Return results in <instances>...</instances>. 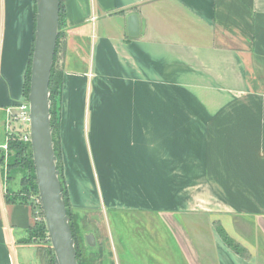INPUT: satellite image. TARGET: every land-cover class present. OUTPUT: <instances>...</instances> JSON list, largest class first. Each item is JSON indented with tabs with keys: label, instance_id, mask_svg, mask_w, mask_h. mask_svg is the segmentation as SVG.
<instances>
[{
	"label": "crops",
	"instance_id": "1",
	"mask_svg": "<svg viewBox=\"0 0 264 264\" xmlns=\"http://www.w3.org/2000/svg\"><path fill=\"white\" fill-rule=\"evenodd\" d=\"M61 2L58 164L108 264H264V0ZM36 13L0 0V134L26 99ZM205 184L225 208L211 219L189 208ZM7 195L0 164V264H46L35 208Z\"/></svg>",
	"mask_w": 264,
	"mask_h": 264
},
{
	"label": "water",
	"instance_id": "2",
	"mask_svg": "<svg viewBox=\"0 0 264 264\" xmlns=\"http://www.w3.org/2000/svg\"><path fill=\"white\" fill-rule=\"evenodd\" d=\"M35 46L31 66L30 133L33 161L43 215L55 253V264H79L76 242L64 201L58 157L51 121L50 82L56 56L61 0H36ZM129 35H139V19L129 17ZM89 247L97 246L93 233L86 236Z\"/></svg>",
	"mask_w": 264,
	"mask_h": 264
},
{
	"label": "rangeland",
	"instance_id": "3",
	"mask_svg": "<svg viewBox=\"0 0 264 264\" xmlns=\"http://www.w3.org/2000/svg\"><path fill=\"white\" fill-rule=\"evenodd\" d=\"M56 71H61L59 67H57ZM61 93L58 92L55 95L52 109L54 111V118H55V126L58 120V109L60 103ZM27 98V97H26ZM14 114H18V111H14ZM8 113L6 111V120L5 124L1 129L0 134V164L5 175V180L7 183V189L11 190L10 197L13 199H18L20 201H25L30 203L38 213L39 217V224L45 223V218L42 211L41 200L39 196V191L35 192L33 189L34 183L30 177V174L26 172L23 167L17 168L11 167V161L14 156H12L13 151L10 150V143L12 141L18 140L16 137L20 135L22 132L24 133L26 130L27 125L24 123L23 120H15L10 119L8 117ZM87 120L84 122L80 117L76 118L77 122V133L80 135L79 139L84 136L88 137L90 125L88 123L89 114H86ZM85 117V118H86ZM10 123V124H9ZM74 135H76L74 133ZM56 137V134H55ZM58 166V161H57ZM37 181V180H36ZM211 186L206 185L202 187V189H192L193 191L189 192V200H193L194 196L197 197L196 203L193 202L190 204L189 208H193L197 210V212L202 213L205 216V219H211V215L214 213L213 211L220 210L224 211V207H218L216 200L213 198V194L211 191ZM190 191V190H189ZM220 204V203H219ZM222 205V204H220ZM75 217L76 222V250H78L79 254V261L81 264H108L107 257L105 254H101V247L100 243L97 244L96 247L91 248L87 244L86 236L90 234L92 230L96 231V225L88 224L87 219H93L96 221L99 219L96 213L87 214V213H78ZM201 214H199L200 216ZM114 219V218H112ZM240 219V218H239ZM43 235V236H42ZM42 236V237H41ZM39 237H34L37 239L41 249L40 252L44 255L46 264H55V253L51 245L50 237L48 234V230L41 234Z\"/></svg>",
	"mask_w": 264,
	"mask_h": 264
},
{
	"label": "trees",
	"instance_id": "4",
	"mask_svg": "<svg viewBox=\"0 0 264 264\" xmlns=\"http://www.w3.org/2000/svg\"><path fill=\"white\" fill-rule=\"evenodd\" d=\"M62 9H63V6H62V2H61L60 28H59V37H58L56 56L58 53V46H59L60 38L62 35L61 30H62L63 23H64V14H63ZM56 56H55L54 67H53L51 82H50V90H51L50 99H51V121H52V127H53V138H54V144H55V151H56L57 157H59L58 153H57V143L55 141L56 126H55L54 111L52 109V104H53L55 95H57L58 92L61 93V89H62V72L56 71V69H57V67H56ZM31 66H32V60H31L29 67H28V72H27L26 82H25V96L26 97H28L29 90H30ZM16 139H18V137H16ZM10 150H11V152L13 151L12 156H14L12 158L10 166L11 167L16 166L17 168L23 167V169L30 174L32 182L34 183L33 189L35 190V192H37L38 191V185H37V181H36V172H35V166H34V161H33L31 143H25L24 141H21L18 139V140L12 141L10 143ZM58 169L60 170V180H61L62 190H63V194H64V201H65V205L67 208V213L70 217V226L72 228L74 239H76V237H75V235H76L75 217L77 215H79L78 214L79 212L74 211V210H72V208H70L69 198H68L66 187L62 181V177H61L62 172H61V169L59 167V164H58ZM7 191H8L7 199L9 201H14L15 199L10 197L11 190L7 189ZM46 231H47V227L44 224V222L42 223V225H40L39 222H37L36 227L33 230V236L39 237V236H41V234H44ZM218 231L229 247H231L233 250H235L237 252H240L239 245H237L233 240H231L221 227H218ZM77 260H78V263L81 264L79 261L78 250H77ZM51 264H52V262H51ZM53 264H54V262H53Z\"/></svg>",
	"mask_w": 264,
	"mask_h": 264
},
{
	"label": "built area",
	"instance_id": "5",
	"mask_svg": "<svg viewBox=\"0 0 264 264\" xmlns=\"http://www.w3.org/2000/svg\"><path fill=\"white\" fill-rule=\"evenodd\" d=\"M14 111H18V114H14ZM8 117L15 120H23L27 125L25 132L18 135V139L24 141L25 143H31V133H30V103L26 98L23 102L13 105L7 108ZM10 124V123H9ZM43 211V210H42ZM37 213V212H36ZM38 215V213H37ZM40 219H37V222Z\"/></svg>",
	"mask_w": 264,
	"mask_h": 264
}]
</instances>
